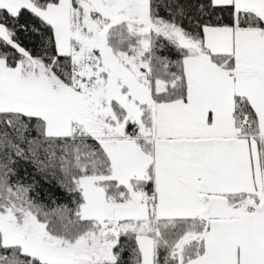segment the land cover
<instances>
[{"label": "snow or ice", "instance_id": "snow-or-ice-1", "mask_svg": "<svg viewBox=\"0 0 264 264\" xmlns=\"http://www.w3.org/2000/svg\"><path fill=\"white\" fill-rule=\"evenodd\" d=\"M0 264H264V0H0Z\"/></svg>", "mask_w": 264, "mask_h": 264}, {"label": "trees", "instance_id": "trees-1", "mask_svg": "<svg viewBox=\"0 0 264 264\" xmlns=\"http://www.w3.org/2000/svg\"><path fill=\"white\" fill-rule=\"evenodd\" d=\"M164 54L167 55L168 53H164ZM29 171H31V169H29ZM45 187L49 188V190L52 191L56 196L60 197V202H64L63 193L59 188L50 185H45Z\"/></svg>", "mask_w": 264, "mask_h": 264}]
</instances>
